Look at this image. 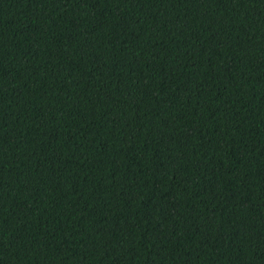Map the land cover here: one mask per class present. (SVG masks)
<instances>
[{
	"label": "trees",
	"instance_id": "trees-1",
	"mask_svg": "<svg viewBox=\"0 0 264 264\" xmlns=\"http://www.w3.org/2000/svg\"><path fill=\"white\" fill-rule=\"evenodd\" d=\"M0 264H264V0H0Z\"/></svg>",
	"mask_w": 264,
	"mask_h": 264
}]
</instances>
